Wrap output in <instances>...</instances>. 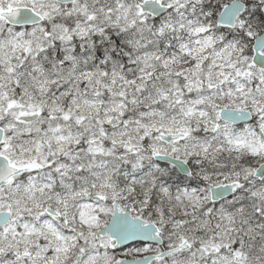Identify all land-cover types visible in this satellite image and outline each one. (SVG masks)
Listing matches in <instances>:
<instances>
[{"label": "snow or ice", "instance_id": "snow-or-ice-1", "mask_svg": "<svg viewBox=\"0 0 264 264\" xmlns=\"http://www.w3.org/2000/svg\"><path fill=\"white\" fill-rule=\"evenodd\" d=\"M0 264H264V0H0Z\"/></svg>", "mask_w": 264, "mask_h": 264}]
</instances>
